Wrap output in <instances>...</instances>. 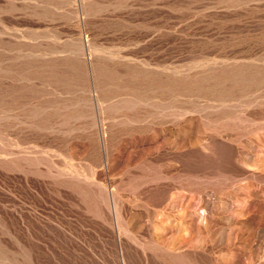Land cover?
<instances>
[{"label": "rangeland", "instance_id": "1", "mask_svg": "<svg viewBox=\"0 0 264 264\" xmlns=\"http://www.w3.org/2000/svg\"><path fill=\"white\" fill-rule=\"evenodd\" d=\"M0 264H264V0H0Z\"/></svg>", "mask_w": 264, "mask_h": 264}]
</instances>
